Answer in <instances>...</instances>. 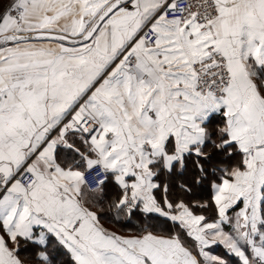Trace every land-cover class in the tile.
Instances as JSON below:
<instances>
[{
  "label": "snow or ice",
  "instance_id": "1",
  "mask_svg": "<svg viewBox=\"0 0 264 264\" xmlns=\"http://www.w3.org/2000/svg\"><path fill=\"white\" fill-rule=\"evenodd\" d=\"M0 264H264V0H0Z\"/></svg>",
  "mask_w": 264,
  "mask_h": 264
}]
</instances>
